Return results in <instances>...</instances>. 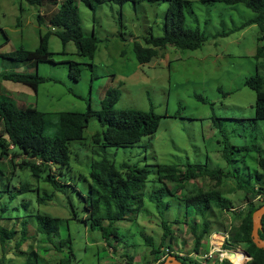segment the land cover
<instances>
[{
	"label": "rangeland",
	"instance_id": "1",
	"mask_svg": "<svg viewBox=\"0 0 264 264\" xmlns=\"http://www.w3.org/2000/svg\"><path fill=\"white\" fill-rule=\"evenodd\" d=\"M62 1L45 0L41 8L22 0H0V46L7 36L10 38L2 52L35 50L40 36L50 29L48 17L58 7L54 3ZM188 1L192 3L187 8L186 26L199 29L206 36L200 49L167 47L150 63L141 64L134 44L136 41L144 44L150 33L155 37L164 35L168 2H128L121 7L107 1L97 5L94 17L89 6L76 0L85 33L94 31L99 38L94 60L79 54L75 43L65 46L58 36L52 35L49 50L53 61L39 64L38 72L53 80L40 84L37 92L23 83H16L15 90H10L8 85L4 87L9 92L0 89L3 91L0 95L5 96L0 102L9 100L17 104L19 95L26 107L51 114L86 112L89 107L99 112L107 92L117 90L120 93L117 110L152 109L158 115L168 116L161 119L155 135L144 137L133 146L104 150L95 140L105 128L98 116H94L85 131V139L70 144V163L57 167L58 175L62 172L64 181L70 185L61 191L54 192L50 183L38 181L30 170L21 169L22 157L0 160V225L18 230L3 248L0 243V262L3 259L4 264H25L28 254L37 251L41 264H62L72 248L71 264H124L128 255L134 257V264H157L142 234L153 238L158 247L163 239V221L171 228L164 253L167 254L170 246L169 255L191 258L203 219L193 207H187L185 195L194 197L200 190L216 189V181L202 177L178 186L169 183L176 195L165 191L161 210H157L149 196L155 189L166 188L164 183L154 180L158 165H178L184 171L183 166L192 163L207 166L209 171L222 170L223 182L217 189L230 200L231 210L221 214L213 207L207 212L212 232L241 224L237 214L247 210L256 197L253 193L247 195L240 184L254 190L264 188V176L261 180L256 177L258 173L264 175L259 164L261 156L264 159V120H252L256 114V93L246 85L257 74L264 78V56L256 58L258 47L264 43L258 40L260 33L256 25L241 28L255 16L244 4L203 5L200 0ZM40 15H43L42 25L38 22ZM71 63H78L81 69L79 80L70 74ZM29 71L36 73L34 63L16 64L0 58V87L4 84V74ZM47 134H54V129H47ZM253 146L254 150L249 152L238 149ZM102 158L113 161L117 167L125 163L150 171L144 207L138 213H129L130 217L138 214L137 217L115 222L113 228L119 237L108 242L85 221L88 213L84 196L90 187L91 165ZM21 187L28 189L20 191ZM45 192L53 194L52 199L38 202L39 194ZM37 214L62 220L59 235L51 242L38 233ZM178 219L182 222H176ZM22 221H27L24 228L28 236L18 249L23 241ZM192 228L198 230L197 235ZM68 238L72 243L60 247V241ZM210 239L207 236L203 239L200 252L210 250Z\"/></svg>",
	"mask_w": 264,
	"mask_h": 264
},
{
	"label": "trees",
	"instance_id": "2",
	"mask_svg": "<svg viewBox=\"0 0 264 264\" xmlns=\"http://www.w3.org/2000/svg\"><path fill=\"white\" fill-rule=\"evenodd\" d=\"M22 1L27 2L31 6L41 7L44 5L45 0ZM107 1L123 7L128 2H134L135 4L143 2L157 3L160 0H82L92 9L94 17L97 5ZM164 1L169 3L166 12L164 35L155 37L150 33L145 38L144 44L138 41L134 44V51L141 64L150 63L157 58L161 49L173 47L179 50H197L206 41V36L203 32L186 26L187 8L191 6V1ZM200 2L203 5L215 3H225L227 5L244 4L252 10L255 16L248 19L241 28L256 25L260 33L258 40L264 43V0H200ZM54 4L58 5V7L48 17L50 29L44 35H41L39 46L35 50L18 49L11 53L0 54V58L16 62V64L35 62L36 73L14 72L11 75L4 74V79L13 80L20 84H29L25 86L31 87L35 92L38 91L40 84L52 81L53 79L43 77L38 72L39 64L53 61V53L49 50V41L52 35L58 36L65 46L70 42L75 43L79 54L89 60H94L99 38L94 31L91 34L85 33L79 10L76 6V0H64L61 3L55 2ZM38 22L42 24L43 15L39 16ZM227 34L224 33L223 35ZM262 56H264V45L259 46L256 53V58ZM93 68L94 64L92 63L90 69L93 70ZM80 73L81 69L78 63H71L70 74L74 79L79 80ZM94 78L92 77V80ZM246 85L256 93V114L252 120H264V78L257 74L250 77L246 81ZM119 98L120 93L117 90H110L102 101V109L99 112H94L89 107L86 112L63 111L55 114L40 111L33 107H26L25 103L22 102H16L17 104H15L9 100H3L0 102V124L2 125L0 130V160H6L9 157L13 160V157H22L23 160L19 164L21 169L30 170L38 181L50 183L54 192L61 191L64 187L70 185L64 181L62 172L60 176L58 175L57 167L62 168L70 163V144L85 139V131L94 116H98L102 127L105 128L103 132L96 135L95 140L98 143V147L102 150L109 147L133 146L144 137L153 136L159 129L161 119L168 117L167 115H158L152 109L148 112L137 109L117 110L116 105ZM53 117L55 121H53ZM51 127L54 129V134L48 135L47 129ZM232 148L237 147L232 146ZM254 148L255 146L239 147L238 149L249 152L254 150ZM16 149H18L17 152L12 155ZM257 152L261 153L259 150ZM259 164L264 171V159L262 156ZM183 167L184 171H181L178 165H158L154 180L164 183L166 188L155 189L149 196L150 202L155 204L157 210H161L165 191L174 196L176 195L171 192L168 186L169 183H176L178 186V183L188 180L210 177L216 181V186L219 189L223 182L224 173L222 170L209 171L207 166L192 163H188ZM263 176L262 173L256 175L258 180H261ZM89 177L91 179L90 187L87 195L84 196L88 213L85 221H89L90 228L101 232L103 238L108 242L110 238L119 237L117 230L113 228L115 222L137 217L138 214L130 217L129 213L131 211L138 213L144 207L145 189L149 181L150 171L147 168L132 167L125 163L117 167L113 161L102 158L91 165ZM239 187L245 190L247 195L253 193L256 197L255 201L250 202L247 210L237 214V217L241 219L240 225L232 226L229 229L225 228L226 230H221L223 228L221 227L216 231H228L231 243L242 245L245 248L252 257L248 264H264V249H259L252 238L253 214L264 204V188L254 190L250 189V187L246 188L242 184ZM217 188L206 192L200 190L194 197L184 194L187 200V207H193L194 211L203 219V228L199 235H197L198 230L192 228L193 233L197 235L195 237V249L198 251L203 239L212 233L211 219L207 212L213 207H216L221 214H223L224 210L225 212L231 210V208L228 209L230 200H226ZM27 189V187H21L20 191ZM52 196L53 194L48 192H45L44 195L39 194L38 202L45 203L51 200ZM257 198L260 200H257ZM255 202L259 203L256 204ZM35 219L38 233L43 234L47 241L51 242L59 235L60 223L62 222L60 218L37 214ZM176 222L181 223L182 221L178 219ZM26 224L27 221H22L23 228ZM262 224L264 227V217ZM162 228L164 231L163 239L158 247H155L153 238L151 239L150 236L142 234L156 262H159L165 254L163 247L171 234L168 222L163 221ZM17 233V229L8 230L0 225V243L2 248L8 240H13ZM21 233L23 241L19 242L16 247L18 249L27 241L25 237L28 236L25 228L22 229ZM259 234L264 239V229ZM70 243H72L70 238L65 239L60 241V247H65L70 245ZM168 249L171 250L172 248L168 246ZM73 255V249L70 248L68 257L65 261H62V264H71V256ZM126 258L127 260L124 264H134L133 256L128 255ZM182 261L184 264H198L190 258L182 259ZM4 263L5 260L2 259L0 264ZM25 264H41L39 253L31 251ZM159 264H162V262Z\"/></svg>",
	"mask_w": 264,
	"mask_h": 264
},
{
	"label": "built area",
	"instance_id": "3",
	"mask_svg": "<svg viewBox=\"0 0 264 264\" xmlns=\"http://www.w3.org/2000/svg\"><path fill=\"white\" fill-rule=\"evenodd\" d=\"M210 239V245L211 248L208 252L203 253H197L195 252L194 255H192V258L198 262V264H221L224 260L226 255L223 253H219L221 251V248L227 243V240L229 239V234L227 232L223 233H215L212 234ZM214 238V239H213ZM167 255H169V250L167 254L161 258L160 261L164 260ZM218 258L219 262L218 263L215 259Z\"/></svg>",
	"mask_w": 264,
	"mask_h": 264
},
{
	"label": "clouds",
	"instance_id": "4",
	"mask_svg": "<svg viewBox=\"0 0 264 264\" xmlns=\"http://www.w3.org/2000/svg\"><path fill=\"white\" fill-rule=\"evenodd\" d=\"M40 24V23H39ZM40 25H42V24H40ZM49 27H50V25H49ZM45 34V33H44ZM44 34H42V35H44ZM8 37V36H7ZM7 37H6V41H7ZM41 37V36H40ZM5 43V42H4ZM40 43V42H39ZM9 53H11V52H9ZM33 63H35V62H28V63H24V64H33ZM28 73H31V72H28ZM258 200V199H257ZM260 200V199H259ZM223 232H227L228 234H229V232L228 231H223ZM222 231L221 232H218V231H213L212 233L213 234H215V233H223ZM212 233L210 234V235H208V237L210 238V236L212 235ZM167 250H169V249H167ZM195 252H197V253H199L200 251H196L195 250ZM240 252H243L244 254H245V258H246V260H245V263L244 264H248L251 260H252V257H251V255L245 250V248L242 246V245H234V244H232L231 243V241H230V234H229V239L227 240V243L223 246V248H221V251L219 252V253H223V254H225L226 255V257H225V260L221 263V264H236L234 261H233V259L231 258V256L233 255V254H238V253H240ZM166 255V253L162 256V258L164 257ZM170 256H175V257H179L180 258V256H178V255H169V256H167L164 260H162V261H159V262H157V264H159V263H164L166 260H167V258L168 257H170ZM178 258V259H179ZM182 259L184 260L185 258H183V257H181V259H179L181 262H183L182 261ZM190 259H192L193 261H195V262H197L196 260H194L192 257L190 258ZM216 261L218 262V263H220L219 262V260H218V258L216 259ZM198 263V262H197Z\"/></svg>",
	"mask_w": 264,
	"mask_h": 264
},
{
	"label": "water",
	"instance_id": "5",
	"mask_svg": "<svg viewBox=\"0 0 264 264\" xmlns=\"http://www.w3.org/2000/svg\"><path fill=\"white\" fill-rule=\"evenodd\" d=\"M263 217H264V204L258 210H256L253 214L252 238H253L255 245L259 249H264V239H262L259 234L264 229L263 224H262ZM162 264H184V263L181 262L177 257L170 256Z\"/></svg>",
	"mask_w": 264,
	"mask_h": 264
},
{
	"label": "crops",
	"instance_id": "6",
	"mask_svg": "<svg viewBox=\"0 0 264 264\" xmlns=\"http://www.w3.org/2000/svg\"><path fill=\"white\" fill-rule=\"evenodd\" d=\"M9 43H10V38L7 37V41H6L5 43H2L1 46H0V54H1V53H5V54L9 53V52H2V51H3V50H2V47H4L6 44H9ZM29 72H30V71H29ZM7 81H8V80L4 79V84L0 87V89H4L5 91H7L4 87H6V86L8 85V86L11 87L10 90H12V89L15 90V89H16V85H17L16 82H14V81H12V80H9V81H12V82H11L10 84H8ZM13 84H14V85L16 84V85L14 86ZM27 87H28V86H27ZM10 90H8L7 92H9ZM1 92H3V91H0V93H1ZM17 97H18V99H17L16 102H17V103L21 102V101L19 100V95H18ZM0 98L5 99L4 94H3V95H0ZM22 103H23V102H22Z\"/></svg>",
	"mask_w": 264,
	"mask_h": 264
},
{
	"label": "bare ground",
	"instance_id": "7",
	"mask_svg": "<svg viewBox=\"0 0 264 264\" xmlns=\"http://www.w3.org/2000/svg\"><path fill=\"white\" fill-rule=\"evenodd\" d=\"M231 258L233 259V261L236 263V264H244L245 263V254L243 252H240L238 254H233L231 256Z\"/></svg>",
	"mask_w": 264,
	"mask_h": 264
}]
</instances>
